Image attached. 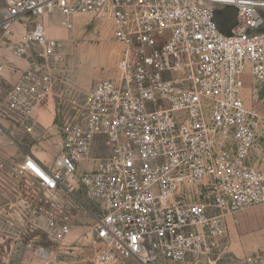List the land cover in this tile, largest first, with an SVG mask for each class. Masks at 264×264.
Returning <instances> with one entry per match:
<instances>
[{
	"label": "built area",
	"instance_id": "1",
	"mask_svg": "<svg viewBox=\"0 0 264 264\" xmlns=\"http://www.w3.org/2000/svg\"><path fill=\"white\" fill-rule=\"evenodd\" d=\"M227 8L236 12L229 35L217 22ZM24 17L34 28L16 38ZM80 18L111 26L117 77L61 95L77 112L51 165L33 155L0 165V224L13 228L16 205H26L22 240L45 264H84L51 259L83 215L99 249L87 264H216L229 218L264 206V139L244 98L248 80L264 82V0H6L0 48L28 67L0 105V140L34 132L66 66V45L50 27L73 31ZM98 147L107 150L94 159ZM78 188L93 208L65 198Z\"/></svg>",
	"mask_w": 264,
	"mask_h": 264
},
{
	"label": "rangeland",
	"instance_id": "2",
	"mask_svg": "<svg viewBox=\"0 0 264 264\" xmlns=\"http://www.w3.org/2000/svg\"><path fill=\"white\" fill-rule=\"evenodd\" d=\"M235 20L236 12L233 9H224L217 15L220 30L226 35L230 34ZM50 36L65 43L66 66L65 72L57 76L54 91L47 98L51 99L45 111L49 121L45 123L40 119L41 123L36 125L33 133H19L14 141L7 138L0 140V165L4 168L22 161L26 155H33L46 166L51 165L62 151L63 127L67 121L72 122L77 112V109L61 95L66 94L69 86L87 92L96 82L117 77L121 46L114 41L110 25L95 23L89 18H80L73 31L51 25ZM0 61L6 64V70L0 74L1 105L18 76L14 72L15 67L19 63H25V60L14 59L9 49L4 47L0 48ZM244 98L248 109L259 116L260 134L264 139V82L248 80L244 89ZM106 150L105 147H98L93 152L94 159L104 156ZM93 168V161L85 163L79 168V174L90 173ZM42 193L37 191L39 196H42ZM65 198L75 207L93 208L94 206L81 188L68 193ZM30 217L26 205L18 204L14 227L6 226V228L0 224V264H45L22 240L21 232L27 229ZM77 221L66 241V248H53L52 261L87 264L99 250L92 237L93 220L83 215ZM263 231L264 206H252L239 212L234 218L230 217L228 243L217 256L216 264H248L246 261L248 258H263ZM119 264H140V262L130 258L121 260ZM163 264L180 263L166 261ZM182 264H206V260L191 257Z\"/></svg>",
	"mask_w": 264,
	"mask_h": 264
},
{
	"label": "crops",
	"instance_id": "3",
	"mask_svg": "<svg viewBox=\"0 0 264 264\" xmlns=\"http://www.w3.org/2000/svg\"><path fill=\"white\" fill-rule=\"evenodd\" d=\"M5 1L6 0H0V15H1V11H2V8L4 7L5 5ZM36 22V19L35 18H31V17H24V18H21L19 19L16 23H15V26H14V33H15V37L16 38H19L21 35L25 34L26 32H29L31 30H33L34 28V24ZM25 63H19L17 64V66L15 67L14 69V72L17 73V77H16V80H14V84L18 81V79L20 78L21 74H22V71H24L27 67H28V62L27 61H24ZM21 71V72H20ZM9 73H12L9 71ZM20 74V75H19ZM13 84V85H14ZM51 99H46L36 110L35 112V116H34V119L36 121L37 124H40V119H42L45 123L46 121L48 122V118L46 117V106L51 102L50 101ZM48 103V104H47ZM51 106H48V108H50ZM22 133V132H20ZM24 134V133H23ZM18 136H19V133H18ZM94 162V168L93 170L95 169V166H96V163L95 161ZM85 163H82L80 164V167L81 165H83ZM79 167V168H80Z\"/></svg>",
	"mask_w": 264,
	"mask_h": 264
}]
</instances>
